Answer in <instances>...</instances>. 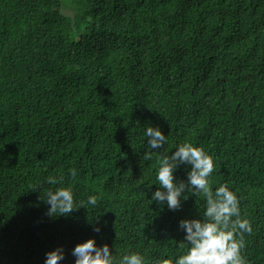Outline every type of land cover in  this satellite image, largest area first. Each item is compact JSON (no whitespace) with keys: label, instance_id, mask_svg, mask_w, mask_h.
<instances>
[{"label":"trees","instance_id":"obj_1","mask_svg":"<svg viewBox=\"0 0 264 264\" xmlns=\"http://www.w3.org/2000/svg\"><path fill=\"white\" fill-rule=\"evenodd\" d=\"M149 126L167 137L154 153L191 143L213 157L211 188L236 193L252 226L243 255L264 264V0H0V264H45L57 248L75 264L89 239L117 264L185 255L180 221L206 202L152 200ZM57 187L83 207L49 217Z\"/></svg>","mask_w":264,"mask_h":264},{"label":"clouds","instance_id":"obj_2","mask_svg":"<svg viewBox=\"0 0 264 264\" xmlns=\"http://www.w3.org/2000/svg\"><path fill=\"white\" fill-rule=\"evenodd\" d=\"M148 151L143 158L150 161L153 154H158V170L156 179L159 188L154 192L152 200L167 202L170 210L181 207V197L186 200L185 193L204 197L206 210L203 219L181 220L179 227L186 232L185 242L179 247H187L185 255L175 260L174 264H248L243 255L245 248V234H251L252 226L248 219L241 217L240 201L235 192L226 184H221L215 191L211 188V174L214 170L213 157L201 147H194L191 143H181L174 154L165 151L154 153L152 149H160L167 143V137L157 127H147ZM190 165L187 181H177L174 173L180 165ZM75 179L77 172L70 170ZM63 177H48L47 183L57 185L62 183ZM44 202L50 205L49 217L67 216L81 206L76 204L71 187H57L48 190ZM98 197L89 196L88 204L95 206ZM152 202V201H151ZM99 232V228L94 229ZM76 257L75 264H117L109 246L97 247L94 239L78 244L72 251ZM45 264H59L64 259L62 248L46 253ZM118 264H145L140 253L124 255ZM154 264H173L171 259H158Z\"/></svg>","mask_w":264,"mask_h":264},{"label":"rangeland","instance_id":"obj_3","mask_svg":"<svg viewBox=\"0 0 264 264\" xmlns=\"http://www.w3.org/2000/svg\"><path fill=\"white\" fill-rule=\"evenodd\" d=\"M67 15H71L72 14V11L70 10V9H65V11H64Z\"/></svg>","mask_w":264,"mask_h":264}]
</instances>
